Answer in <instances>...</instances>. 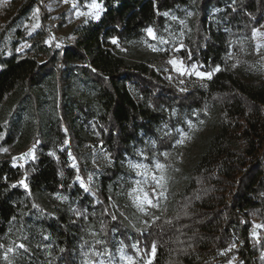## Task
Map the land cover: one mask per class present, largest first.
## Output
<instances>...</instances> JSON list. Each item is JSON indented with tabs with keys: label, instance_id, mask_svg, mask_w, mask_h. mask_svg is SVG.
<instances>
[{
	"label": "trees",
	"instance_id": "1",
	"mask_svg": "<svg viewBox=\"0 0 264 264\" xmlns=\"http://www.w3.org/2000/svg\"><path fill=\"white\" fill-rule=\"evenodd\" d=\"M39 1L0 0V264L13 231L24 235L15 264H84V250L96 256L115 238L134 255L135 240L141 264H264V227L252 235L254 220L264 225V76L242 74L232 56L263 23L264 0H96L99 19L66 43L46 42L45 15L23 37L21 17ZM182 9L193 11L190 32L172 52L211 78L128 58L148 28L160 31L165 13ZM194 114L215 131L183 187L169 192L167 212L137 231L116 193L124 161L143 154L176 176V128ZM61 126L91 196L79 199L53 155ZM29 148L32 157L15 164Z\"/></svg>",
	"mask_w": 264,
	"mask_h": 264
},
{
	"label": "rangeland",
	"instance_id": "2",
	"mask_svg": "<svg viewBox=\"0 0 264 264\" xmlns=\"http://www.w3.org/2000/svg\"><path fill=\"white\" fill-rule=\"evenodd\" d=\"M91 3L92 0H67V2H64V0H41L35 2L32 4L28 13L21 17V33L23 37L29 38L41 28L43 24L42 16L45 15L47 18L45 22L48 23V30L50 32V36L46 38V42L49 43L50 40H54L58 43H66L69 41L72 31L76 26L90 19H96L90 15L80 14L91 11V9L86 6ZM96 3L100 5L99 2L96 1ZM74 4L76 5L75 8L73 7ZM37 9H39L38 13H36ZM101 12L102 9L100 10L99 15ZM34 13L36 14L34 15ZM165 16L167 19L165 26L160 31H153V36L155 38L146 33L145 37L132 43L128 58L132 62L143 61L148 63L151 62L156 65L164 64L165 66H170L171 70L176 72L173 69V65L169 64L168 61L172 59L182 61L180 57L174 55L172 51L180 46L181 41L186 38L190 32V21L193 17V11L191 9H182L176 12L165 13ZM5 22L0 24V32L1 29L5 27ZM37 23L40 26L34 29L32 26ZM257 29L264 32V21ZM3 37L6 38L7 35L5 34ZM161 41H165V43H161ZM240 41L243 45L241 54L239 56L238 53L232 55L235 56V63L237 64L239 71L246 76H252L256 73H260L264 76V49H261L260 53L257 54L255 50L257 40H253L252 35L250 37H241ZM27 45V40L22 41L18 46V50L25 49ZM183 65L188 70L184 75L200 77L195 75V71H198L196 67L193 70V66L187 67L184 62ZM49 99L50 96H48V101ZM2 116H5L4 113ZM21 116L27 121L30 129L33 120L26 109L21 110ZM176 131L177 139L175 140L174 145H176L178 149L177 175L172 177L169 169L166 167L163 173L165 181L163 182L162 187H157L156 182L151 179L153 174L157 177L161 174L159 170L154 168L155 162H160L158 159L153 158L151 162H148L144 159L143 154H140L135 157L128 156L124 161V168L129 173L120 176L116 193L123 204L131 210L129 218L130 226L137 231H143L150 219L156 215H164L167 212L169 207V192H177L183 187L186 178V171L195 163L196 158L201 149L205 146L208 137L215 131V125L210 119L194 114L192 117H186L184 125L178 126ZM163 132L169 133L170 129L165 127L163 128ZM61 133L62 137L53 149V155L61 166L65 168L67 173L66 182L78 191L79 199L81 197L91 196L89 189L86 192L84 188L81 187V182H83L84 187L88 188L78 174L77 163L73 155L71 154V157L69 156L71 151L68 143L65 144V141H68V136L62 126ZM26 135L30 137L31 132L28 130ZM177 141H182V143L178 144ZM150 143L152 142H149V144ZM29 151H31V155H25L29 153ZM32 152L33 149L29 148L21 156L17 157L14 163L23 165L32 157ZM73 164H75V167H73ZM135 164H143L146 165L147 168L136 169L132 167V165ZM137 173L141 174L138 175ZM138 181L139 183H137ZM153 188H155L157 192H162L163 195L157 196L153 194ZM133 189H137V191L133 192ZM145 191L149 193V199L158 206L151 207L145 203L143 205L144 210L141 211L136 197H142ZM54 197L58 201H66V198L60 194L54 195ZM257 224H259V222L254 220L253 225ZM37 230H39V228H37ZM256 233L257 237L258 229H256ZM23 236L24 235L20 231H13L8 236L7 251L5 253L7 264H15V260L12 259L16 255H19L18 245L20 241L23 240ZM131 247L136 255H139L135 240L131 242ZM9 248H12L13 251L8 252ZM136 255L126 250L124 243L121 242L120 239L115 238L112 246L97 253L96 256H92L88 251L84 250V264H129L128 257H131L132 264H141ZM262 255L264 256V249ZM229 262H231V264H241L240 262H237L236 257H233ZM229 262L225 264H229Z\"/></svg>",
	"mask_w": 264,
	"mask_h": 264
},
{
	"label": "snow or ice",
	"instance_id": "3",
	"mask_svg": "<svg viewBox=\"0 0 264 264\" xmlns=\"http://www.w3.org/2000/svg\"><path fill=\"white\" fill-rule=\"evenodd\" d=\"M64 2H67V0H64ZM89 9H91V11L89 12H86V13H80L81 15H90V16H93L95 17L96 19H99V13H100V10H101V7L98 3H96V0H92V3L91 4H88L86 5ZM73 7L75 8L76 5L74 4ZM39 12V9L36 10V13ZM34 13V15L36 14ZM40 25L37 23V24H34L32 27L35 29V28H38ZM147 33L149 36H153V30L151 28H148L147 29ZM153 38H155L153 36ZM252 38L253 40H257V43L255 45V50L257 52V54L260 53V50L261 49H264V32H261L259 31L258 29H253L252 31ZM259 38V40H258ZM112 43L113 44H116L117 43V40L116 39H113L112 40ZM161 43H165V41H161ZM60 45H57V47H59ZM169 64L173 65V69L181 74V75H184L188 70L184 67L183 65V62L182 61H177L176 59H172V60H169L168 61ZM195 69V65L193 66V70ZM216 71H219V67H217ZM195 75L197 76H200V77H203L205 75H207L209 78H211V73H204V72H199V71H195ZM191 126V125H190ZM179 131V130H178ZM68 141H65V144H67ZM177 143H182V141H177ZM4 152H7V149H3ZM25 155H31V151H29V153L25 154ZM69 156L71 157V153H69ZM22 158V157H21ZM17 158L16 157H13V160L15 161ZM73 167H75V164H73ZM132 167L136 168V169H141V168H147L146 165H143V164H135V165H132ZM166 165L163 164V163H160V162H155L154 164V168L156 170H159L160 171V176L157 177L155 174L152 175L151 179L153 181L156 182V186L157 187H162L163 186V182L165 181V176H164V171L166 169ZM138 175H140L141 173H137ZM21 184H24V181H20ZM139 183V181L137 182ZM15 186V185H14ZM25 187H27V185H24ZM81 187L84 188V190L87 192L88 191V188L84 187V183L81 182ZM137 189H133V192H136ZM153 194L157 195V196H162L163 193L162 192H157L155 188H153ZM137 201L139 202L138 203V206L141 208V211L144 210L143 208V205L145 203H147L149 206L151 207H157L158 205L156 203H154L151 199H149V193L148 192H144L143 193V196L140 197V196H137L136 197ZM115 218V217H113ZM261 227H264V225H254L253 227V236L256 237L257 233H256V229H259ZM19 247L23 248V244L19 245ZM155 250V247H153V251ZM13 249L12 248H9L8 249V252H12ZM7 258V257H5ZM128 261H129V264H132V260H131V257H128L127 258ZM229 264H231V262H229Z\"/></svg>",
	"mask_w": 264,
	"mask_h": 264
}]
</instances>
